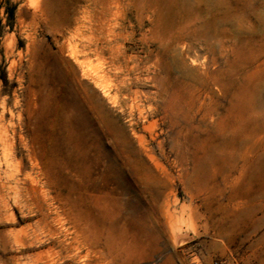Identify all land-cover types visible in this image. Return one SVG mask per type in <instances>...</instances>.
Segmentation results:
<instances>
[{
  "label": "rangeland",
  "instance_id": "374dc122",
  "mask_svg": "<svg viewBox=\"0 0 264 264\" xmlns=\"http://www.w3.org/2000/svg\"><path fill=\"white\" fill-rule=\"evenodd\" d=\"M251 7L179 42L173 0L108 16L104 0H0V264H264V190L244 186L237 134L221 143L226 116L250 131L248 100L264 102V0ZM248 135L253 162L264 131ZM124 154L131 177L108 168Z\"/></svg>",
  "mask_w": 264,
  "mask_h": 264
},
{
  "label": "bare ground",
  "instance_id": "6f19581e",
  "mask_svg": "<svg viewBox=\"0 0 264 264\" xmlns=\"http://www.w3.org/2000/svg\"><path fill=\"white\" fill-rule=\"evenodd\" d=\"M95 2V0H92ZM178 5L183 14V20L180 23H173L166 26L168 35H174L173 37L177 41H181L183 37L186 35H198L202 39H206L210 34H218L221 29L226 25L237 24V26H241L242 17L240 14L246 13L247 9H245V5H249V10L252 8L253 0H196V8L193 9L191 7V3L188 0H173ZM263 0H261L262 2ZM112 8H119V0H104V14L108 16L111 13ZM242 10V11H239ZM248 22V21H247ZM174 24V25H173ZM175 26V27H174ZM238 30L242 28L236 27ZM219 35V34H218ZM212 36V35H211ZM220 36V35H219ZM218 38V37H217ZM221 39V38H220ZM257 54L253 52V50H247L244 55V61L249 64L257 62ZM263 61V60H262ZM255 70V69H254ZM250 79V75L247 77ZM257 86V85H256ZM262 86V85H261ZM175 90H173V93ZM248 100L249 114L248 121L251 122L252 127L250 131H246L243 128H234L232 122H230V118L228 116L225 117V120L222 121L223 127V135L225 136L224 140L221 142L224 148H231L236 143L232 141V138L228 136L226 133L232 132L237 134L239 149L238 153L234 154L233 157L240 158L245 162V165L249 164V169L247 167L246 175L247 178L244 181V186H249V182L252 178H258L260 181L259 188L264 190V155H259L256 161H249L245 159L244 156L247 153L248 149L252 146L248 138V134H256L258 132L264 131V114H261L259 118H255L253 115L255 106H261L264 109V102L261 99H256V97H250ZM172 107V108H171ZM171 110L178 109L176 106L172 105ZM233 110V109H232ZM239 112V111H238ZM247 113V112H246ZM177 116V115H176ZM180 115L175 117L174 123L179 122ZM221 127V128H222ZM182 131L177 132L178 137L181 136ZM247 132V133H246ZM249 132V133H248ZM258 139V138H257ZM254 140V139H253ZM159 150L162 149L161 142H158ZM231 146V147H230ZM182 146L176 142L171 146V151H175L178 158H184L185 150L181 148ZM141 148L143 150V155L147 158L145 159L139 158V162L142 160V164L145 165L149 170H153V167L159 170L164 171L166 174L167 171L164 170L161 163L157 159L154 154V150L147 146L143 145L141 142ZM253 149V148H252ZM139 154V152L136 151ZM125 155V154H124ZM214 160H219L223 164L226 162L225 158L213 155ZM199 161L197 160L195 163V168H198ZM150 164V165H149ZM112 170L116 171L117 174L124 177H131L132 175L137 173V168L133 164V160L130 159L129 155H125L123 161L120 163H116L111 165ZM167 203H164L165 206ZM238 217L236 220H239ZM176 219V218H175ZM176 221V220H175ZM174 217L168 219L166 221L169 224L170 228L173 225ZM172 229V228H171ZM172 232L174 233L173 229ZM177 235V234H176ZM179 235V234H178ZM180 236V235H179Z\"/></svg>",
  "mask_w": 264,
  "mask_h": 264
},
{
  "label": "built area",
  "instance_id": "2783aa9c",
  "mask_svg": "<svg viewBox=\"0 0 264 264\" xmlns=\"http://www.w3.org/2000/svg\"><path fill=\"white\" fill-rule=\"evenodd\" d=\"M212 264H219L217 261H214Z\"/></svg>",
  "mask_w": 264,
  "mask_h": 264
}]
</instances>
